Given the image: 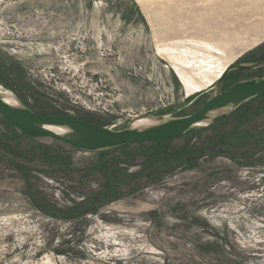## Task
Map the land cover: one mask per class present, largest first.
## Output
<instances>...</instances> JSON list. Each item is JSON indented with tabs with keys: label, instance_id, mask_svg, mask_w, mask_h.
Segmentation results:
<instances>
[{
	"label": "rangeland",
	"instance_id": "rangeland-1",
	"mask_svg": "<svg viewBox=\"0 0 264 264\" xmlns=\"http://www.w3.org/2000/svg\"><path fill=\"white\" fill-rule=\"evenodd\" d=\"M163 47L216 70L262 60L264 0H0V85L41 114L111 125L194 112L214 86L189 94ZM76 72L105 76L119 114L64 101L57 82ZM252 77L264 68L227 85ZM0 264H264V96L208 128L104 152L0 115Z\"/></svg>",
	"mask_w": 264,
	"mask_h": 264
},
{
	"label": "water",
	"instance_id": "water-1",
	"mask_svg": "<svg viewBox=\"0 0 264 264\" xmlns=\"http://www.w3.org/2000/svg\"><path fill=\"white\" fill-rule=\"evenodd\" d=\"M260 68H264V59L230 65L214 85L212 96L194 112L183 116L140 115L124 120L122 123L127 122V125L121 129L65 113H38L2 85L0 115L21 133L46 136L89 152L109 151L135 142L168 141L195 129L208 128L235 113L245 103L264 96V77L240 80L223 91L229 73Z\"/></svg>",
	"mask_w": 264,
	"mask_h": 264
},
{
	"label": "built area",
	"instance_id": "built-area-1",
	"mask_svg": "<svg viewBox=\"0 0 264 264\" xmlns=\"http://www.w3.org/2000/svg\"><path fill=\"white\" fill-rule=\"evenodd\" d=\"M56 88L64 94V101L73 102L75 108L94 111L103 115L119 114L114 104L115 94L108 90L107 78L103 75H90L87 72L78 74L76 72L72 76H67V79L62 82H57ZM69 112L74 113L73 110H69ZM145 114L153 113L141 112L131 115V117ZM131 117H117L111 125H119Z\"/></svg>",
	"mask_w": 264,
	"mask_h": 264
},
{
	"label": "bare ground",
	"instance_id": "bare-ground-1",
	"mask_svg": "<svg viewBox=\"0 0 264 264\" xmlns=\"http://www.w3.org/2000/svg\"><path fill=\"white\" fill-rule=\"evenodd\" d=\"M159 51L166 53L168 59L173 62L176 73L189 94L213 87L231 65L219 58L217 61L219 68L216 70V67L212 66L213 61L207 62L204 59H199L195 56V52L189 54V52H183L176 47H163Z\"/></svg>",
	"mask_w": 264,
	"mask_h": 264
},
{
	"label": "flooded vegetation",
	"instance_id": "flooded-vegetation-1",
	"mask_svg": "<svg viewBox=\"0 0 264 264\" xmlns=\"http://www.w3.org/2000/svg\"><path fill=\"white\" fill-rule=\"evenodd\" d=\"M6 68L5 67H1L0 68V78L2 79V77L1 76H7L6 75ZM233 72H235V71H233ZM233 72H231V73H229V75L227 76V78H226V80L224 81V83H223V91H225L229 86L227 85L228 84V80H229V78H230V76L232 75V73ZM11 76V75H10ZM228 86V87H227ZM212 92H213V89H212Z\"/></svg>",
	"mask_w": 264,
	"mask_h": 264
},
{
	"label": "trees",
	"instance_id": "trees-1",
	"mask_svg": "<svg viewBox=\"0 0 264 264\" xmlns=\"http://www.w3.org/2000/svg\"><path fill=\"white\" fill-rule=\"evenodd\" d=\"M29 106V105H28ZM30 107V106H29ZM234 114V113H233ZM83 120H86V121H89V122H93V121H91V120H89V119H83ZM94 123V122H93ZM97 124H99V123H97ZM101 125H103V124H101ZM192 131H194V130H192ZM191 132V131H190ZM22 134H25V133H22ZM27 135H32V134H27ZM33 136H37V135H33ZM159 142H165V141H159ZM128 145H130V144H128ZM128 145H125V146H122V147H126V146H128ZM122 147H119V148H122ZM116 149H118V148H116Z\"/></svg>",
	"mask_w": 264,
	"mask_h": 264
}]
</instances>
